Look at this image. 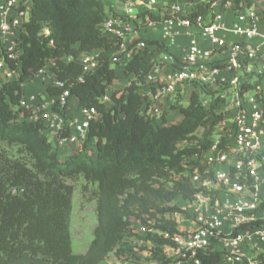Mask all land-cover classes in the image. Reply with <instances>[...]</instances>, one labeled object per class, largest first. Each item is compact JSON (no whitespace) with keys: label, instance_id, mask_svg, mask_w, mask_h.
Returning <instances> with one entry per match:
<instances>
[{"label":"trees","instance_id":"trees-1","mask_svg":"<svg viewBox=\"0 0 264 264\" xmlns=\"http://www.w3.org/2000/svg\"><path fill=\"white\" fill-rule=\"evenodd\" d=\"M141 17L146 20L144 14ZM109 18L101 0L32 1L27 33L20 44V78L0 85V264H103L115 251L137 256L133 247L119 245L130 236L132 218L145 223L156 220L153 229L158 233L134 237L154 243L151 261L169 264L161 247L172 242L162 234L178 233V225L160 221L158 215L184 213L175 205L178 197L191 201L197 192L218 197L196 188L189 174L192 170L186 166L194 156L204 154L219 134L225 100L218 95L204 105L201 97L209 95L208 88L194 87L187 91V105L179 95L160 116H145L139 84L151 71L156 50L164 48L145 40L148 48L126 62L122 77L118 76L121 69L111 66V61L121 42L100 30ZM94 52L99 54V66L84 74L79 59ZM50 62L55 63L56 78L66 82L79 106L95 107L99 116L91 124L88 142L65 157L53 150L42 123L31 121V112L22 106L24 86ZM131 76L135 79L130 86L112 93L114 105L100 103L115 80ZM258 80L256 86L262 80L264 84V78ZM244 88L250 91L253 86L244 84ZM59 92L47 89L49 95ZM172 113H179L182 120L170 119ZM198 172L202 181L213 179L204 166ZM81 180L84 192H90L97 203L98 225L88 251L77 255L70 223L75 184ZM262 224L258 221L253 226ZM202 260L218 264L221 255L209 254ZM259 260L264 264V254Z\"/></svg>","mask_w":264,"mask_h":264},{"label":"built area","instance_id":"built-area-1","mask_svg":"<svg viewBox=\"0 0 264 264\" xmlns=\"http://www.w3.org/2000/svg\"><path fill=\"white\" fill-rule=\"evenodd\" d=\"M32 1L0 0V85L20 78L23 55L20 44L27 33ZM120 1L125 15L110 17L100 27L105 37L121 42L119 52L111 61L115 69L123 72L126 62L148 48L145 40L135 38L147 26L161 25L164 37L172 42L180 30L195 29L209 46L201 45L194 38L180 57L168 52L154 54L152 69L138 90L145 116H160L179 95L182 97L194 87H226L224 91L232 95L229 108L224 110L219 134L204 154L194 156L193 162L186 166L192 170L189 174L196 188L202 187L208 192L215 181V190L226 192L229 200H219V193L213 199L197 192L181 208L184 213H172L167 220L178 223V218L190 214L197 228L188 232L178 229L173 235L162 234L172 242V246L161 247L165 257L169 264H203L204 256L219 253L218 264H260L259 256L264 254V224L253 225L264 222V84L263 80V86L243 83L240 76L253 73L264 78V0ZM138 7L141 11L134 14L133 10ZM142 14L146 16L145 21ZM152 16L159 20L152 21ZM129 39L132 41L128 44ZM79 62L84 74L92 73L99 66V54L82 55ZM54 66L50 62L36 76L43 77L46 97L25 95L22 106L31 112V121L42 123L53 150L70 154L88 142L91 124L99 116L95 107L81 108L79 104L76 106L79 115L70 113L72 99L76 97L66 82L56 78ZM223 72L226 75L222 77ZM133 79L131 76L128 86ZM83 82L80 78L79 83ZM119 82L115 80L108 87L100 98L101 104H115L112 93L119 90L116 89ZM244 84H251L252 90L247 91ZM48 88L60 92L49 95ZM221 97L226 104L228 97ZM31 101L36 103L30 104ZM200 166H204L205 173H213L212 180H201ZM226 221L233 223L229 234L221 231ZM242 245L258 249L262 246L263 252L247 258L241 252Z\"/></svg>","mask_w":264,"mask_h":264},{"label":"rangeland","instance_id":"rangeland-1","mask_svg":"<svg viewBox=\"0 0 264 264\" xmlns=\"http://www.w3.org/2000/svg\"><path fill=\"white\" fill-rule=\"evenodd\" d=\"M121 12L123 15H125V11L122 9ZM138 11L136 9L133 10V13H137ZM43 79L42 76L35 77L31 82L27 83L25 86V89L31 88L35 86V83L39 84V81L41 82ZM240 81L243 83H257L258 77L256 74L253 73H244V76H240ZM251 85V84H246ZM125 86L124 84H119L116 86V89H121ZM258 86H263L259 84ZM220 88V86H219ZM40 92L37 93L40 99L45 98V86H40ZM39 90V87H38ZM44 91V93L42 92ZM209 99L213 100L216 96H218L219 91L214 90V88H209ZM263 94V92H262ZM263 96V95H262ZM180 97V96H179ZM182 98V97H181ZM208 99V102L210 101ZM182 100V99H181ZM181 103H184L182 100ZM186 104V103H184ZM74 109L75 115H79V111L77 107L72 106ZM224 111V109H221L220 112ZM170 118L177 119L175 116H171ZM202 131L198 133V136H201ZM180 147H184V145H180ZM76 150V149H74ZM70 153V152H69ZM73 154L76 153V151L72 152ZM68 153H62V157H65ZM61 157V158H62ZM215 181H213L212 186L210 187V191H208L209 194H216L219 193V190H215L214 185ZM85 185L84 180L79 181L77 184H75V190L73 195V211L71 216V223H70V231H71V237H72V247L74 254L81 255L85 254L93 239H94V232L98 225L97 222V213H96V201L91 198L90 192H84L83 186ZM222 190V189H220ZM201 194L207 195L204 192ZM218 198V197H217ZM186 201L183 200L181 197H178L175 205H177L178 208H183L185 206ZM264 209V208H263ZM171 214L166 215H158V219L160 221L167 220L168 217ZM146 219H149L146 217ZM156 224L155 219L146 220V223L143 222L140 219L132 218L130 219V226H129V235L127 239L120 243V247H124L125 245H129L135 249V253L137 256L130 257L127 254H119L118 252L112 253L103 264H158L157 262L151 261V251L156 248V246H153V242H143L138 240L136 237H146L148 233H156L157 231L153 229V227ZM144 228V229H143ZM151 250V251H150ZM140 254V256H138ZM147 257V258H146ZM139 261V263H137Z\"/></svg>","mask_w":264,"mask_h":264},{"label":"crops","instance_id":"crops-1","mask_svg":"<svg viewBox=\"0 0 264 264\" xmlns=\"http://www.w3.org/2000/svg\"><path fill=\"white\" fill-rule=\"evenodd\" d=\"M104 5H105V11H106V14L109 16V17H117V16H123V13L121 12V10L123 9L124 10V6L122 4V2L120 0H101ZM131 2H139L140 0H129ZM138 12L141 11V8H137L136 9ZM135 38H142L143 40H146V41H150V42H156V43H159L160 45L163 46L164 50L162 51H156L155 52V55L156 56H160V54L162 52H168L172 55H174L175 57H180L181 54H182V51L184 48L188 47L191 43V41L196 38L198 40V42L205 46V47H209L208 44L205 42V40L203 39V37L201 35H199L197 33V31L195 29H184V30H180L179 31V34L174 38V41L172 42L169 38H166L164 37L163 35V28L161 25L157 24V25H154L152 27H145L143 28L139 34H137V36ZM132 40H127L128 44L131 42ZM117 74L118 76H121V73L122 71L121 70H117ZM226 75V72H223L222 73V77ZM129 79H120L119 81V84H124L125 86H128L129 84ZM40 86L42 87L43 84L42 82L39 81V84L38 83H35V86L34 87H31V88H26V91H25V95L26 96H32V95H37V93L40 92ZM123 86V87H125ZM38 87H39V90H38ZM209 88H214V90H218L219 93L218 95L220 96H223V95H226L228 97L227 99V102L226 104L224 105L223 109L226 110L227 108H229V105H230V102H231V93H229L228 91H224L222 89L219 88V86H211V87H208ZM209 93V91H208ZM231 95V96H230ZM189 96V93L186 92L183 96H182V100L184 101V105H187V97ZM210 96L208 95H203L201 98L203 100H205L204 102L207 103L208 102V99H209ZM30 104H35L36 101H31L29 102ZM78 104V100L77 99H72V106L76 107ZM70 108V113L72 115H74V109ZM171 116H175L177 119H175L176 121H181L182 120V116L179 114V113H172L170 115ZM172 119V118H170ZM173 120V119H172ZM219 200L223 201V202H226L228 201V195L226 194V192L224 191H220L219 193ZM206 216L209 217L210 216V211H206ZM263 220H264V217H263ZM177 224H178V229L180 230V232H188V231H192V230H195L197 228V224L195 222V220L193 219V217H191V215L189 214L188 217H183L182 219L181 218H178L177 219ZM232 228H233V223L231 221H226L224 224H223V227H222V232L224 234H229L231 231H232ZM220 246V245H219ZM260 248L262 249V246H260ZM258 249V248H254V247H246L245 245H242L241 246V252L244 254L245 257L247 258H251V257H254V255L256 254H259V253H262L263 251L261 249ZM219 251L221 250L220 248L218 249ZM140 256V254L138 255ZM142 257V256H140ZM147 258V257H146Z\"/></svg>","mask_w":264,"mask_h":264}]
</instances>
